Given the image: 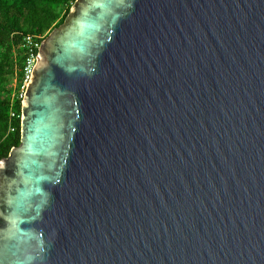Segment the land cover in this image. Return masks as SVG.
Returning <instances> with one entry per match:
<instances>
[{
	"label": "water",
	"instance_id": "water-1",
	"mask_svg": "<svg viewBox=\"0 0 264 264\" xmlns=\"http://www.w3.org/2000/svg\"><path fill=\"white\" fill-rule=\"evenodd\" d=\"M0 264H264V0H74L0 160Z\"/></svg>",
	"mask_w": 264,
	"mask_h": 264
},
{
	"label": "trees",
	"instance_id": "trees-1",
	"mask_svg": "<svg viewBox=\"0 0 264 264\" xmlns=\"http://www.w3.org/2000/svg\"><path fill=\"white\" fill-rule=\"evenodd\" d=\"M74 0H0V160L20 142L21 83L26 36L39 42L62 23ZM37 53V50H36ZM13 113V116H11Z\"/></svg>",
	"mask_w": 264,
	"mask_h": 264
},
{
	"label": "built area",
	"instance_id": "built-area-1",
	"mask_svg": "<svg viewBox=\"0 0 264 264\" xmlns=\"http://www.w3.org/2000/svg\"><path fill=\"white\" fill-rule=\"evenodd\" d=\"M24 44L27 49V53L21 70V83L19 87L14 90V95L18 96L19 98H22L23 96L31 70L36 62V50L38 49L40 42L37 38L28 35L24 38ZM11 116H13V113H11Z\"/></svg>",
	"mask_w": 264,
	"mask_h": 264
}]
</instances>
